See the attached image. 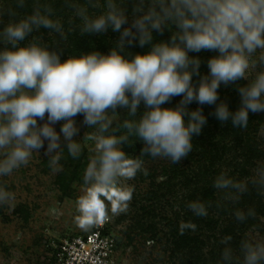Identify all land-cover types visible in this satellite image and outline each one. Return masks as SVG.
Here are the masks:
<instances>
[{"label": "clouds", "instance_id": "clouds-1", "mask_svg": "<svg viewBox=\"0 0 264 264\" xmlns=\"http://www.w3.org/2000/svg\"><path fill=\"white\" fill-rule=\"evenodd\" d=\"M61 5L81 36L106 38L105 47L65 54L41 40V29L62 38L68 31L56 0H0V211L17 203L8 178L37 156L53 173L80 162L74 222L89 231L126 211L127 182L148 174L146 157L178 165L210 117L247 130L250 115H264V0ZM222 89L235 94V107ZM211 187L215 206L247 224L257 210L242 201L264 198V161L244 177L220 171ZM211 206L199 197L185 203L195 218ZM196 228L177 225L181 235ZM213 264H264V234L224 233Z\"/></svg>", "mask_w": 264, "mask_h": 264}, {"label": "rangeland", "instance_id": "rangeland-1", "mask_svg": "<svg viewBox=\"0 0 264 264\" xmlns=\"http://www.w3.org/2000/svg\"><path fill=\"white\" fill-rule=\"evenodd\" d=\"M65 27L66 29L69 28L68 22H66ZM37 35L44 42H46L45 38H50L52 46L55 43L54 37L56 35H58L59 42L65 41V37L62 38L59 34L50 33L45 29H41ZM248 129V137L254 139L264 151V118L255 120ZM238 144L240 142L236 141L234 150L226 151L224 159L222 158L218 163L215 162L214 166L208 167L206 174L208 180L220 171L232 174L234 170L231 168V159L225 158H242V155L247 153V149L243 148L242 144H240V148ZM131 151L135 152V149ZM136 151H139L138 147ZM185 160H182V165H184ZM187 161L185 167L189 164L194 167L201 164L203 159ZM262 161H264V156L256 159L254 165ZM165 165L171 167L173 164L167 160L146 157L144 167L148 174H138L134 179L127 182L133 187L132 199L129 201L125 212L111 218L113 232L117 234L123 246V242H127L124 230L138 232L140 227L138 221L149 224L150 228L148 231H139L141 232L139 236L136 235L132 242H127L137 246L138 253H130V250L124 252L122 247L120 252L116 249V264H207L210 258L209 253L216 246L224 220L218 218L216 213H212L208 215L212 217L210 226L199 224V222L195 223L197 225L195 232H198L203 240L202 256L208 257L205 263L190 259L186 253L181 252L183 248L179 250L181 253L172 249V238L169 236L166 224L168 220H175L176 217L177 222H180L184 217L183 207L188 195L191 194V187L189 186L192 182L188 177V182L184 184L177 172L171 173L164 171L166 169L163 171L159 169V166ZM81 168L80 162L68 160L64 164L62 176L68 187L64 190L55 177L58 172H51L47 167V162L39 156L33 160L28 168L22 169L13 177L8 178L6 183L15 191L17 203L11 212L0 211V264H49L50 253L44 240L48 242L57 241L83 231L74 222L76 215L74 200L80 192ZM191 170H195V168H191ZM214 170L216 172H213ZM233 174L239 176L237 171ZM198 175L201 177L200 172ZM165 176L171 178L170 186L159 190L162 198L157 197L158 205L150 214L153 218L150 217L149 221L142 220V215H145L143 212L145 204L146 207L150 205V200L145 201L142 193L151 187L154 189L152 181L157 182L164 179ZM201 182L202 179L200 184ZM214 193L220 199L215 190ZM159 206L162 208L160 209ZM258 218V225H251L245 229L244 234H264V214H259ZM150 230L152 231L151 236Z\"/></svg>", "mask_w": 264, "mask_h": 264}, {"label": "trees", "instance_id": "trees-1", "mask_svg": "<svg viewBox=\"0 0 264 264\" xmlns=\"http://www.w3.org/2000/svg\"><path fill=\"white\" fill-rule=\"evenodd\" d=\"M56 7L59 10L60 15L64 18L65 24L68 22V31L65 35V41L59 42L60 40L57 39L56 35L54 37V44L53 46L60 48L64 51L65 54H68L72 51L77 50H89L91 47L95 46L97 48L103 49L105 47V39L106 38H97V37H88V36H81L79 32L71 25L70 23V16L69 13L62 7L61 0H56ZM111 36V34H109ZM45 41L51 45L50 38H45ZM58 42V43H57ZM221 96L224 98L225 96L231 97V104L230 107L236 106V98L234 93H230L227 90L222 89L221 90ZM196 105H192V107H195ZM205 111L207 112L208 109L206 108ZM264 118V115L257 114L255 116L250 115V125L253 124L255 120H261ZM249 129L247 130H235L232 129L230 125H220L218 121L214 120L213 118H209V122L207 127L203 130V134L199 137H194V149L193 152L189 154V157L185 158V163L188 162L187 160L190 159H203V162L201 164H197L194 167H191L190 164L185 167L182 165V161L178 165H172L171 167L168 166H159V169H164V171H168L171 173L177 172L179 174V178H182V182L186 184L188 182V177L190 178V181L192 182L189 187L190 188V195H188L187 200L192 198H202L204 200L212 202V206L210 207L209 214L216 213L217 217L220 219H223V225L220 229L221 232H219V237L223 235L224 233L230 232L235 237H239L241 235H247L244 234L245 229L250 227L251 225H258V215L264 214V198L256 196L254 193L248 195L244 198L242 201L243 205H251L254 206L257 210V216L249 221L247 224H237L234 222L232 216L230 215L227 208H217L215 206V202L219 200V198L215 195L214 189L211 187V178L210 180L207 179V172L208 167L214 166L215 162L218 163L220 159H224L225 152L229 150H234V143L238 141L240 144H242L243 148L247 149V153L242 155V158H236V157H230L225 159H231L230 163H232V172L235 173L237 171L238 175L240 177H244L246 174H248L251 171L252 165H254V161L256 159H259L260 157L264 156V151L262 148H260L257 144V142L254 139H250L249 137ZM245 137V138H244ZM240 144L238 146L240 147ZM241 148V147H240ZM171 164V163H170ZM168 168V169H167ZM191 168H195V170H191ZM192 171V172H190ZM200 172L201 177L198 175ZM213 172H216L215 170ZM63 171H59L56 174V178L58 181V184L64 189L68 188L65 184L64 177L62 176ZM165 174V173H164ZM206 175V176H205ZM234 175V174H233ZM177 176V175H176ZM175 178V177H173ZM154 179V178H153ZM202 179V182L200 184V181ZM171 178L168 176H165L164 179H161L157 182L152 181V187L148 189L146 192L142 193L144 200H150V205L146 207L145 204V210L143 211L145 215H142V220H148L151 216L150 214L154 211V208L158 205L157 203V197L162 198V194L159 192V190H162L163 188H166L167 186H170L169 181ZM199 180V181H198ZM160 209L162 208L159 206ZM158 207V208H159ZM183 210L185 212L184 217L182 218V221H193L194 223H202L205 226H210V223L212 222V217L206 216L204 218H195L192 217L191 214L187 211L185 206L183 207ZM177 217L175 220H168L167 221V227L169 236L172 238L173 243V250H177V252H180V248H183V251L186 253L190 259L197 260L198 262H206L208 257L202 256L201 253V247L203 244V240L201 239V236L198 232L195 231H186L183 235L178 233L177 225L180 223L177 222ZM138 226H140L138 229V232L135 231H126L124 230V236L127 240V242H132L134 240L136 235H140L141 232L139 231H148L150 228L149 224H145L144 222L138 221ZM145 226V228H144ZM144 228V229H143ZM152 235V231L150 230ZM116 238V247L120 252V248L122 247L124 252H127V250H130L131 252H137V246L128 244L127 242L122 243L119 240V237L117 234H115ZM219 239V238H218ZM181 244V245H179ZM216 248V249H215ZM215 250L210 251V258L208 259L207 264H213V261L215 259L216 251H217V243L215 246ZM49 251V250H48ZM180 252V253H181Z\"/></svg>", "mask_w": 264, "mask_h": 264}, {"label": "built area", "instance_id": "built-area-1", "mask_svg": "<svg viewBox=\"0 0 264 264\" xmlns=\"http://www.w3.org/2000/svg\"><path fill=\"white\" fill-rule=\"evenodd\" d=\"M113 222L82 231L57 241L44 240L50 253L49 264H116Z\"/></svg>", "mask_w": 264, "mask_h": 264}]
</instances>
